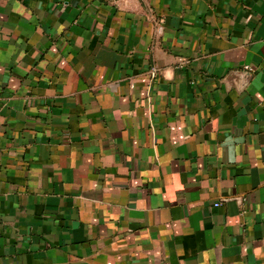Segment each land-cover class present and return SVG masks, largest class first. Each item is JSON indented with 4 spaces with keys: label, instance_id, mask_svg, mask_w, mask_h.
<instances>
[{
    "label": "crops",
    "instance_id": "obj_1",
    "mask_svg": "<svg viewBox=\"0 0 264 264\" xmlns=\"http://www.w3.org/2000/svg\"><path fill=\"white\" fill-rule=\"evenodd\" d=\"M0 264H264V0H0Z\"/></svg>",
    "mask_w": 264,
    "mask_h": 264
},
{
    "label": "built area",
    "instance_id": "obj_2",
    "mask_svg": "<svg viewBox=\"0 0 264 264\" xmlns=\"http://www.w3.org/2000/svg\"><path fill=\"white\" fill-rule=\"evenodd\" d=\"M110 3H116L122 0H107ZM163 32V26L161 24H159L158 28H157V33L161 34ZM245 69H248L247 67Z\"/></svg>",
    "mask_w": 264,
    "mask_h": 264
}]
</instances>
